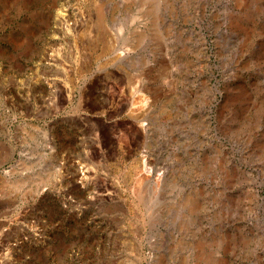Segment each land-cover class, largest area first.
I'll return each mask as SVG.
<instances>
[{"label":"rangeland","instance_id":"1","mask_svg":"<svg viewBox=\"0 0 264 264\" xmlns=\"http://www.w3.org/2000/svg\"><path fill=\"white\" fill-rule=\"evenodd\" d=\"M0 264H264V0H0Z\"/></svg>","mask_w":264,"mask_h":264},{"label":"bare ground","instance_id":"2","mask_svg":"<svg viewBox=\"0 0 264 264\" xmlns=\"http://www.w3.org/2000/svg\"><path fill=\"white\" fill-rule=\"evenodd\" d=\"M78 26V25H77ZM109 47V46H108ZM133 97V96H132ZM132 101V100H131ZM134 101H136V100H134ZM142 105V104H141ZM132 116V115H131ZM138 118V117H137ZM138 121V120H137ZM141 121V120H140ZM144 122V121H143ZM128 124V123H127ZM128 126V125H127ZM129 128L131 129V131H133V132H135V133H137V132H142L143 131V129H145V127H144V124L143 123H141V122H131L130 123V125H129ZM125 137V136H124ZM124 139V138H123ZM125 141H127V140H125ZM130 141V140H129ZM138 162V161H137ZM140 170V169H139ZM139 172V171H138ZM146 172V171H145ZM133 173V172H132ZM144 173V172H143ZM142 173V176L143 177H146V174H143ZM83 174V173H82ZM84 176V175H83ZM141 176V175H140ZM142 178V177H141ZM78 179V178H77ZM142 182V181H141ZM138 187H139V185H138ZM135 189H136V187H135ZM137 190V189H136ZM106 192H108V191H106ZM111 192V191H110ZM109 193V192H108ZM94 196V195H93ZM105 196V195H104ZM98 197V196H97Z\"/></svg>","mask_w":264,"mask_h":264}]
</instances>
